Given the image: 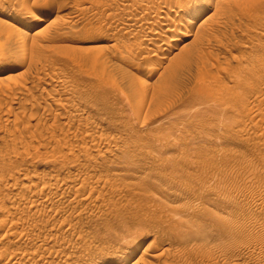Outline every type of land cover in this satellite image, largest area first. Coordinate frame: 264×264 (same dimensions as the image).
I'll use <instances>...</instances> for the list:
<instances>
[{
	"label": "rangeland",
	"instance_id": "1",
	"mask_svg": "<svg viewBox=\"0 0 264 264\" xmlns=\"http://www.w3.org/2000/svg\"><path fill=\"white\" fill-rule=\"evenodd\" d=\"M161 1L0 0V264H264V0Z\"/></svg>",
	"mask_w": 264,
	"mask_h": 264
},
{
	"label": "bare ground",
	"instance_id": "2",
	"mask_svg": "<svg viewBox=\"0 0 264 264\" xmlns=\"http://www.w3.org/2000/svg\"><path fill=\"white\" fill-rule=\"evenodd\" d=\"M160 1H161V0H160ZM171 1H172V0H171ZM171 1H170V2H171ZM189 1L191 2V0H189ZM161 2H163V3H164V2H165V3L167 2V5H170V4H168V3H170V2H168V0H163V1H161ZM187 2H188V1H187ZM163 3H162V4H163ZM180 3H182V1H180ZM197 3H198V1H195V2H193V4H192V3H191V4H192L193 7L200 6V4L197 5ZM173 4H174V2H173ZM173 4H171V5H173ZM175 4H176V3H175ZM175 4H174V5H175ZM182 4H183V3H182ZM179 5H180V4H179ZM175 6H177V5H175ZM188 6H189V4H188L186 7H188ZM163 7H164V5H163ZM182 7H183V6H182ZM190 7H191V6H190ZM179 8H180V6H179ZM179 8H177V10H179ZM195 9H196V8H195ZM169 10H170V9H169ZM171 10H172V9H171ZM188 10H189V9H188ZM180 11H181V10H180ZM198 11H199V10H198ZM175 12H176V11H175ZM188 12H189V11H188ZM180 13H181V12H180ZM182 13H183V12H182ZM194 13H195V12H194ZM186 15H187V14H186ZM173 16L175 17V19L182 20V16L179 15V14H177V13H174ZM185 18H186V16H185ZM173 20H174V19H173ZM178 20H177V21H178ZM184 20H185V19H184ZM157 23H158V22H157ZM186 24H188V23L186 22ZM166 30H167V29H166ZM166 30H165V31H166ZM172 30H173V29H172ZM169 32H170V31H169ZM185 36H186V35H185ZM158 47H159V45L156 46V48H158ZM154 48H155V47H154ZM156 48H155V49H156ZM160 58H161V57H160ZM10 59H11L10 56H8L6 52H3V53L1 52V55H0V65L6 64L8 61H10V62L12 61V62H13V60H12V59L10 60ZM14 62H15V64H18V61H17V60H15ZM14 62H13V63H14ZM133 264H139V263L136 262V263H133Z\"/></svg>",
	"mask_w": 264,
	"mask_h": 264
}]
</instances>
